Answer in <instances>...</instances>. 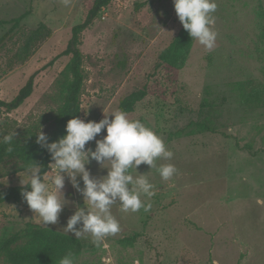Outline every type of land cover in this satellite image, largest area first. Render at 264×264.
I'll return each mask as SVG.
<instances>
[{"label": "rangeland", "instance_id": "obj_1", "mask_svg": "<svg viewBox=\"0 0 264 264\" xmlns=\"http://www.w3.org/2000/svg\"><path fill=\"white\" fill-rule=\"evenodd\" d=\"M94 1L0 0V100H12L35 76L25 103L0 114V139L13 130L15 139L36 134L40 125L45 134L56 132L62 72L71 58L63 52ZM216 3L211 51L192 39L177 54H166L183 28L173 0H113L81 34V119L99 122L120 110L122 98L146 88L128 118L150 127L174 153L155 168L138 167L154 185L153 197H141L151 209L125 213L113 205L121 231L105 239L104 250L90 235L64 232L76 210L71 203L48 227L25 201L4 203L0 244L39 229L40 264H59L68 254L74 264H101L102 256H111L112 264H264V0ZM42 22L51 36L15 64L26 34ZM86 147L94 150L95 141ZM168 163L177 172L165 181L157 168ZM86 167L94 178L107 173L94 160ZM22 178L26 169L17 160L0 162V189L21 185ZM64 192L84 206L67 177ZM0 264L10 263L0 255Z\"/></svg>", "mask_w": 264, "mask_h": 264}, {"label": "clouds", "instance_id": "obj_2", "mask_svg": "<svg viewBox=\"0 0 264 264\" xmlns=\"http://www.w3.org/2000/svg\"><path fill=\"white\" fill-rule=\"evenodd\" d=\"M63 2L67 6L70 0ZM173 4L179 21L190 37L211 51L218 35L214 30L213 15L218 7L216 0H173ZM102 130H106V135L97 139ZM65 131L66 135L49 143L48 136L39 126L36 143L50 154V171L41 174L43 166L30 163L26 168V179L20 181L25 186L22 198L46 227L58 224L61 212L71 203L76 210L67 219L64 232L74 233L76 238L90 235L97 248L108 250L105 239L121 231L119 221L112 214L113 205L119 203L120 210L125 213H135L142 208L148 211L152 207L141 197H153L154 185L145 174L138 172V167L146 164L150 169L155 168L158 159L171 160L174 153L150 127L140 120L129 119L122 110L105 114L99 122H86L74 116L68 120ZM16 136L17 132L13 130L0 139V144L8 145L6 150L9 153L13 152L12 142ZM92 141H95L94 150L86 147ZM92 160L107 169L106 175L100 178L91 175L86 166ZM133 169L138 174H132ZM157 171L167 181L177 169L168 163L159 166ZM66 177L81 194L83 207L66 198ZM59 264H74L72 254L61 258ZM101 264H112L111 256H102Z\"/></svg>", "mask_w": 264, "mask_h": 264}, {"label": "trees", "instance_id": "obj_3", "mask_svg": "<svg viewBox=\"0 0 264 264\" xmlns=\"http://www.w3.org/2000/svg\"><path fill=\"white\" fill-rule=\"evenodd\" d=\"M113 0H95L86 18L81 23L72 27V36L68 42L64 55L71 58L62 72L64 77L62 85V104L58 107L55 123L57 130L54 134H46L48 142H54L66 135V124L74 116L81 118V96L85 82L84 54L80 45L82 43L81 34L86 30L98 16L100 11L109 6ZM52 29L44 22L38 27L29 31L24 39V43L16 53V63L25 62L36 49V46L43 40L51 36ZM192 38L188 32L182 28L179 34L166 50V54L175 55L182 47L189 46ZM125 64V63H124ZM35 76L32 75L28 81L20 88L18 94L10 101L0 100V114L4 111L11 112L20 108L25 101L33 94L35 87ZM146 96V88L137 89L121 99L119 109L130 113L135 110L137 102ZM8 145L0 144V162L7 158L15 159L20 163L22 169H26L30 163L42 165V173L49 171V164L52 162L47 149L36 143V134L28 131L22 138H14L12 142L13 152H7ZM25 189L22 185H11L0 189V205L4 203H19L24 201L21 192ZM42 230H32L24 236H12L0 244V255L4 256L10 264H40V259L44 251L39 248L43 240ZM23 240L22 243L20 241Z\"/></svg>", "mask_w": 264, "mask_h": 264}]
</instances>
